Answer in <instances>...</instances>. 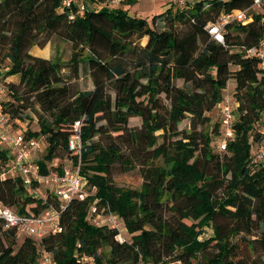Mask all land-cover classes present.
Instances as JSON below:
<instances>
[{
	"label": "trees",
	"instance_id": "trees-1",
	"mask_svg": "<svg viewBox=\"0 0 264 264\" xmlns=\"http://www.w3.org/2000/svg\"><path fill=\"white\" fill-rule=\"evenodd\" d=\"M60 1L0 0V62L7 61L0 85L8 96L3 110L23 120L22 111L36 107L37 129L19 132L45 141V153L35 161L41 174L75 161L66 142L79 120V172L93 191L59 209V232L18 237L0 225V264H37L42 251L55 264H245L231 239L251 234L253 227L262 231L247 242L257 241L264 251V160L250 163L264 124V63L260 67L244 51L264 42V20L255 15L246 24H227L224 44L208 40L204 29L218 12L251 0H211L206 7L196 2L188 8L169 1L150 25L128 13L126 6L135 0L112 7L104 0H80L84 10L72 19ZM155 20L162 22L160 29ZM51 37L70 43L65 66L71 77L86 66L92 89H72L60 73L61 63L28 52ZM227 86L235 136L218 154L210 145L218 122L208 131L196 127L208 121L205 114ZM131 117L139 119L138 129L127 127ZM184 118L188 127L178 130ZM102 137L110 139L102 142ZM59 150L69 157L54 164ZM7 161V150L0 147V173ZM114 163L139 164V187L113 184ZM0 203L37 215L57 208L58 199L32 194L18 175H0ZM90 204L115 214L119 230L87 222ZM208 246L215 250L211 255L203 253Z\"/></svg>",
	"mask_w": 264,
	"mask_h": 264
},
{
	"label": "built area",
	"instance_id": "built-area-1",
	"mask_svg": "<svg viewBox=\"0 0 264 264\" xmlns=\"http://www.w3.org/2000/svg\"><path fill=\"white\" fill-rule=\"evenodd\" d=\"M123 0H104L102 2L106 7L117 6ZM180 8H188L196 2L203 3V7L208 5L211 0H169ZM225 1V0H219ZM95 7L101 6V3H94ZM60 9L67 11V17L72 19L75 15L83 12L84 4L80 0H61ZM258 15L260 20H264V0H251L244 7L231 8L227 11L218 12L211 21L204 25L208 35V40L224 44V34L227 24H246ZM244 48V47H242ZM245 54L255 57L259 60L258 65L264 63V42L259 45L244 48ZM5 88L0 85V143L6 146L8 161L0 173L1 176L18 175L21 183L28 187L29 191L38 195L37 186L41 185L43 192L39 194L46 197L49 193L58 199L56 207L44 209L37 215H25L14 212L6 205L0 203V225L3 230H12L18 237L29 236L40 238L47 233H56L61 230L58 223L59 209L63 208L72 198L83 199L87 192L83 189L84 178L79 172V155L81 144L79 140V120L72 124L73 135L66 142L67 150L75 161L71 159L61 166L59 170H51L41 174L38 165L34 160V155L39 151L43 142L39 137H25L19 130L13 129L10 118L3 110V99ZM233 106L231 94L222 93V96L216 104L218 111L217 136L215 138V150L218 154L225 150L226 143L234 139L235 131L233 127ZM261 138L251 150V164H257L264 160V124L260 127ZM87 222L92 225H105L114 228L117 231L121 227V220L112 212L105 211L103 207L97 209L94 204H90L85 216ZM118 241L122 238L119 233L115 235ZM177 262V261H175ZM169 261L167 264H174ZM37 264H55L51 255L47 251H42ZM78 264H92L82 262ZM141 264V263H137ZM161 264V262L153 263Z\"/></svg>",
	"mask_w": 264,
	"mask_h": 264
},
{
	"label": "rangeland",
	"instance_id": "rangeland-1",
	"mask_svg": "<svg viewBox=\"0 0 264 264\" xmlns=\"http://www.w3.org/2000/svg\"><path fill=\"white\" fill-rule=\"evenodd\" d=\"M169 3H170L169 0H135L133 4L126 6V8L129 14L144 18L147 21V23L150 25L151 17L154 14H157L163 11L167 6H169ZM155 22L156 24L154 27L156 29H160L162 27V22L160 21L157 22V20H155ZM145 39H146L145 37L140 38L138 40V43L140 45L144 44ZM28 52L32 55L43 57L46 59L56 60L57 62L61 63L63 66L60 69V73L63 77V80L66 81L72 89H75V90L92 89L93 86H92L91 79L88 74V69L86 68V66H78V72H77L76 77L70 76L68 72V68L67 66H65L66 61L69 58L70 53H71V46L68 41H65V40H62L56 37H51L50 40L47 41L42 47L33 45L28 49ZM6 65H7L6 60H3L0 62V74H3V72L5 71ZM231 67L234 68L235 66H231ZM1 80L2 78H0V83L2 82ZM12 81H16V78L12 77ZM176 84L179 85L180 81H176ZM230 92H231V89L229 86H227V88L223 91V93H226L229 95L231 94ZM4 98L6 101L8 99V96ZM164 103L166 102L164 101ZM34 109H36L35 106L34 108L30 107V108L24 109L22 111V115L23 117H25V119L23 120H20L17 117L10 118V122H11L13 129H16V130L28 129L29 131L36 130L37 129V120H36L37 114L35 113ZM205 115H207L208 121L205 124L196 127L197 130L208 131L209 127L214 122L218 121V111L214 107L210 111H208ZM139 124H140V121L137 117H131L127 120V127L129 129H138ZM187 127H188L187 118L182 119L176 125V128L178 130L187 129ZM160 133H161L160 130L155 132L156 135L157 134L160 135ZM216 136L217 134L216 135L212 134L211 136L212 140H211L210 145H211L212 152L215 151L213 140L214 138H216ZM177 137L178 136H172L171 139H174ZM109 139L110 138L102 137L101 141L104 142ZM160 141H161V138L158 137L157 142H160ZM44 145H45V141H43L42 148L35 153L34 155L35 161L39 159L45 153ZM0 147L4 149L6 148V146L3 143H0ZM66 157H69V154L65 152L64 150H59L57 153V156L52 159V162L54 164H58L62 162ZM200 163L202 164V167L206 169L208 172L213 171L211 164H206L202 161ZM139 167L140 165L137 163L131 165V167L129 168H125L124 166L120 164L114 163L110 167V171H109L110 180L113 184L118 185V186L138 188L142 181ZM83 189L89 193L93 191V188L90 187L88 184H85ZM36 190H37L38 195L43 192L41 185L37 186ZM221 192L222 190L220 189L217 191V194L220 195ZM218 222L223 223L224 220L221 219V220H218ZM202 228L207 229L206 225H203ZM261 231H262V227H257V228L253 227L252 231L250 232L251 234L248 235V234H244L245 232H242L243 233L242 238L234 237L233 239H231V242L234 241L237 244L238 257L241 258L245 264H252V262L259 264V263L264 262V251L261 248L260 244L257 241H253L250 243L247 242L250 237H252L253 239H255L256 237H259ZM121 234L124 235L126 238L127 234L124 233V231H121ZM18 239L20 238L17 237L15 239L16 243H19L20 240ZM214 251L215 250L213 249V247L208 246L203 251V253L205 255H211ZM201 259H202L201 254H197V260L202 261ZM195 261L196 259H194V262Z\"/></svg>",
	"mask_w": 264,
	"mask_h": 264
},
{
	"label": "crops",
	"instance_id": "crops-1",
	"mask_svg": "<svg viewBox=\"0 0 264 264\" xmlns=\"http://www.w3.org/2000/svg\"><path fill=\"white\" fill-rule=\"evenodd\" d=\"M127 6H128V5H127ZM12 77H14V76H7V77H5V80H11V81H12ZM214 108L217 109L216 105H215ZM263 120H264V115H263Z\"/></svg>",
	"mask_w": 264,
	"mask_h": 264
}]
</instances>
